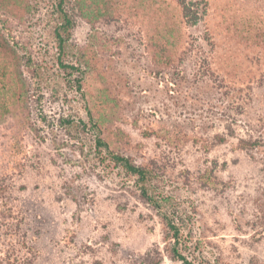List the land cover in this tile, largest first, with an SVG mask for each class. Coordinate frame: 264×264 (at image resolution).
Masks as SVG:
<instances>
[{"label": "rangeland", "instance_id": "rangeland-1", "mask_svg": "<svg viewBox=\"0 0 264 264\" xmlns=\"http://www.w3.org/2000/svg\"><path fill=\"white\" fill-rule=\"evenodd\" d=\"M189 1L0 0V264H264V0Z\"/></svg>", "mask_w": 264, "mask_h": 264}, {"label": "trees", "instance_id": "trees-1", "mask_svg": "<svg viewBox=\"0 0 264 264\" xmlns=\"http://www.w3.org/2000/svg\"><path fill=\"white\" fill-rule=\"evenodd\" d=\"M181 10L182 15L186 19L188 23L196 24L199 20V14L197 11L194 10L195 3L189 1V0H177ZM63 3V0H59L58 6L61 7ZM59 26L57 28V38L59 40L58 44L59 46H62V43L64 42V39L62 38V35H65V38L70 37L71 30L73 28V22L72 20L67 16L66 13L60 10L59 14ZM61 31V34H60ZM97 145H103L102 143L98 142ZM239 145L242 149H255L259 145L256 143V141H250V140H239ZM104 146V145H103ZM260 147V146H259ZM108 156L111 158V160L118 164L120 167H122L128 174L136 176L137 180L141 182L142 185H144L147 181V172L144 167L136 166L133 164L128 158L120 155H113L111 153H108ZM145 189V188H144ZM143 190L142 194L146 197L145 191ZM149 200V202H152V198H146ZM158 206L162 207V204L157 203ZM164 222L165 226L167 228V231L169 233L170 239L174 240L173 244L170 245V258L174 261H179L181 264H192L191 262H188L187 259L182 256L179 251L176 248V245H178V240L180 237V228L177 225L176 221L170 217L164 216Z\"/></svg>", "mask_w": 264, "mask_h": 264}]
</instances>
